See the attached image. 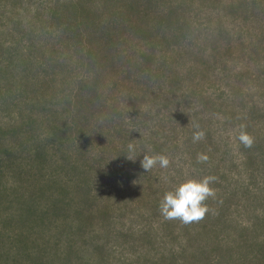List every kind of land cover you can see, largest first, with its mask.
Returning <instances> with one entry per match:
<instances>
[{
	"label": "rangeland",
	"instance_id": "1",
	"mask_svg": "<svg viewBox=\"0 0 264 264\" xmlns=\"http://www.w3.org/2000/svg\"><path fill=\"white\" fill-rule=\"evenodd\" d=\"M0 264H264V0H0Z\"/></svg>",
	"mask_w": 264,
	"mask_h": 264
},
{
	"label": "clouds",
	"instance_id": "2",
	"mask_svg": "<svg viewBox=\"0 0 264 264\" xmlns=\"http://www.w3.org/2000/svg\"><path fill=\"white\" fill-rule=\"evenodd\" d=\"M235 131V139L245 148L254 145V137L247 131L245 125H240ZM205 132L198 125L194 126L192 132V142L200 143L205 139ZM129 150H133V145H129ZM131 160V157H128ZM198 163H205L208 156L204 153H197ZM171 161L167 154L156 153L145 154L140 162L141 168L146 172H151L155 167L167 169ZM216 177L212 175L204 176L200 179L188 178L181 181L173 189L164 193L159 202L160 215L168 221L178 220L184 225L198 223L203 220L209 212L206 201L214 198L215 189L211 186L216 182Z\"/></svg>",
	"mask_w": 264,
	"mask_h": 264
},
{
	"label": "trees",
	"instance_id": "3",
	"mask_svg": "<svg viewBox=\"0 0 264 264\" xmlns=\"http://www.w3.org/2000/svg\"><path fill=\"white\" fill-rule=\"evenodd\" d=\"M5 32H8L10 34V36H11L12 30L6 29Z\"/></svg>",
	"mask_w": 264,
	"mask_h": 264
}]
</instances>
